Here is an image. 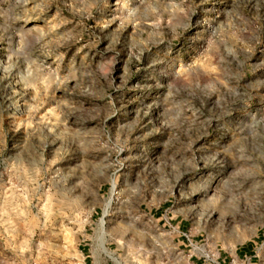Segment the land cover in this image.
Listing matches in <instances>:
<instances>
[{
	"label": "rangeland",
	"instance_id": "obj_1",
	"mask_svg": "<svg viewBox=\"0 0 264 264\" xmlns=\"http://www.w3.org/2000/svg\"><path fill=\"white\" fill-rule=\"evenodd\" d=\"M0 264H264V0H0Z\"/></svg>",
	"mask_w": 264,
	"mask_h": 264
},
{
	"label": "bare ground",
	"instance_id": "obj_2",
	"mask_svg": "<svg viewBox=\"0 0 264 264\" xmlns=\"http://www.w3.org/2000/svg\"><path fill=\"white\" fill-rule=\"evenodd\" d=\"M114 188H115V186H114Z\"/></svg>",
	"mask_w": 264,
	"mask_h": 264
}]
</instances>
